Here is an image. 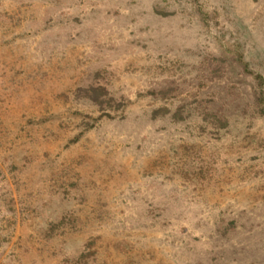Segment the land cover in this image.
<instances>
[{
  "label": "rangeland",
  "instance_id": "rangeland-1",
  "mask_svg": "<svg viewBox=\"0 0 264 264\" xmlns=\"http://www.w3.org/2000/svg\"><path fill=\"white\" fill-rule=\"evenodd\" d=\"M0 264H264V0H0Z\"/></svg>",
  "mask_w": 264,
  "mask_h": 264
}]
</instances>
